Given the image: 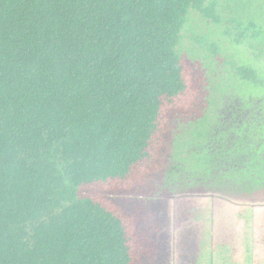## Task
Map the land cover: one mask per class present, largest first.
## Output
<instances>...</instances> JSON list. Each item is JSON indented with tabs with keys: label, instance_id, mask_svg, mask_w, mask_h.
Wrapping results in <instances>:
<instances>
[{
	"label": "trees",
	"instance_id": "1",
	"mask_svg": "<svg viewBox=\"0 0 264 264\" xmlns=\"http://www.w3.org/2000/svg\"><path fill=\"white\" fill-rule=\"evenodd\" d=\"M168 163L264 195V0H0V264L152 259L108 194Z\"/></svg>",
	"mask_w": 264,
	"mask_h": 264
},
{
	"label": "rangeland",
	"instance_id": "2",
	"mask_svg": "<svg viewBox=\"0 0 264 264\" xmlns=\"http://www.w3.org/2000/svg\"><path fill=\"white\" fill-rule=\"evenodd\" d=\"M192 66L200 79L203 67ZM168 167L126 194H108L126 207L134 205L142 239L157 249L138 264H264V195L166 181Z\"/></svg>",
	"mask_w": 264,
	"mask_h": 264
}]
</instances>
